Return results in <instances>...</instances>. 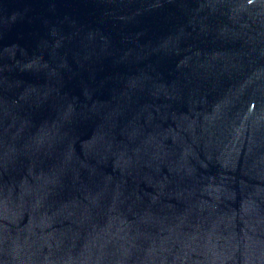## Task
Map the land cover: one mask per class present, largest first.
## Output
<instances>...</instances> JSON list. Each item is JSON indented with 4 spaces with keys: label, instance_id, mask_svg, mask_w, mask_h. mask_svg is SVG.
Listing matches in <instances>:
<instances>
[{
    "label": "water",
    "instance_id": "water-1",
    "mask_svg": "<svg viewBox=\"0 0 264 264\" xmlns=\"http://www.w3.org/2000/svg\"><path fill=\"white\" fill-rule=\"evenodd\" d=\"M0 264H264V0H0Z\"/></svg>",
    "mask_w": 264,
    "mask_h": 264
}]
</instances>
